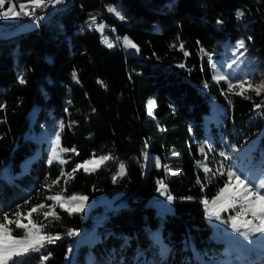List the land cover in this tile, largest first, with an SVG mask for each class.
I'll return each instance as SVG.
<instances>
[{
	"label": "trees",
	"instance_id": "obj_1",
	"mask_svg": "<svg viewBox=\"0 0 264 264\" xmlns=\"http://www.w3.org/2000/svg\"><path fill=\"white\" fill-rule=\"evenodd\" d=\"M64 1L28 28L22 25L54 4L35 16L0 20L17 27L0 34V223L4 214L14 220L19 212L21 223L31 220L43 234L61 236L9 264H228L202 201L225 185L219 172L230 167L264 177V106L255 107L264 92L234 94L227 82H216L213 66L224 59L233 82L264 80V0ZM12 2L19 10L27 0ZM111 6L124 19L110 13ZM124 35L138 53L126 54ZM151 96L154 115L148 113ZM57 133L65 163H49ZM147 152L160 157L161 167L145 164ZM107 155L113 158L97 170L73 172L80 162ZM161 180L175 198L172 212L149 203ZM116 193L126 202L98 220L83 211L69 214L48 199ZM50 209L59 219H45ZM94 224L93 239L75 242L68 235ZM9 227L25 238L24 229Z\"/></svg>",
	"mask_w": 264,
	"mask_h": 264
},
{
	"label": "snow or ice",
	"instance_id": "obj_2",
	"mask_svg": "<svg viewBox=\"0 0 264 264\" xmlns=\"http://www.w3.org/2000/svg\"><path fill=\"white\" fill-rule=\"evenodd\" d=\"M8 3L9 7L5 9V4ZM62 0H27L26 3L19 4V11L16 10V4L12 2V0H0V20H8L19 18L23 16H35L36 11L38 9H45L49 5L53 4H60ZM110 12H113L117 16H120L121 19L124 17L120 14V12L115 7L109 8ZM238 17H242L243 13L238 12ZM42 18V17H41ZM92 24H95L96 18L92 17ZM218 23H222V21H218ZM97 29L103 32L104 25L100 24L96 26ZM108 47H113V44L105 40ZM125 46L137 49V45L132 42L129 38L125 37L123 40ZM183 48V45H180ZM246 47L244 41L238 42V48L244 49ZM183 67V65H181ZM75 76V74H74ZM217 83L220 81H225L228 84L229 91L234 92L236 95H244V92L248 89H251L256 93V95H261L264 92V80L260 81L258 84H253L251 80L248 79H241L238 82H233L229 79L227 75L220 74L214 77ZM19 83L25 84L26 80L21 75L19 77ZM99 83H103L99 81ZM245 84H247V88H245ZM207 84H205V88ZM238 89V90H237ZM236 90V91H234ZM248 98V97H245ZM261 106H264V101H261V104L255 105L257 109ZM155 107V102H151L148 107L149 114H153V109ZM65 124L63 121L59 123L60 130H63ZM60 135L59 133L56 134V143L59 145ZM53 159H59L60 163H65L63 159H60L56 155V150L53 149ZM63 152L75 151V149H62ZM201 152L204 151L203 148L200 149ZM220 156L224 157L225 160L229 159V156L225 152H220ZM111 159L109 156H101L99 159H92L89 161L84 162L81 165H77L73 172L82 168L85 172L95 171L96 168L100 166V164L104 161ZM52 163V160L49 161ZM200 163V162H198ZM89 165H93L94 167H89ZM156 165L159 166L158 158L156 160ZM204 171L210 172L212 171L206 165H202ZM221 166L223 167V162H221ZM219 171V170H218ZM125 174V166L123 164L120 165V175L123 176ZM220 175L226 176L227 180L223 188L220 189L219 194L216 198H214L211 202L213 209H209V218L220 220L221 216L220 213L227 211L230 208H236L237 204H240V210L237 211L235 216L230 217L231 219V228L233 231L239 233L241 236L245 237L246 239L250 238L249 234L256 235L257 233H264V181H261L259 184H256L255 181L249 180L247 177L242 178V174H238L237 171L232 170L230 167L226 172L220 171ZM59 181H54L53 183H58ZM160 185L159 191L161 195L166 196L168 201H172L174 197L167 192V186L164 184L163 181L157 182ZM48 199L53 201H61L60 196H52L48 197ZM88 198L86 196H77L73 195L64 202L60 203L59 206L64 209V211L72 214L73 212H81L83 211V202L86 201ZM73 201H78L79 203L75 207L65 208L64 204ZM219 201V204L217 203ZM202 203L205 205L206 208L209 206V201L207 199L203 200ZM45 205H37L31 209L28 213L31 216L32 212H36L39 208H44ZM54 209V206H53ZM251 215V219H247L248 215ZM17 219H9L7 214H4L2 217L3 223H0V264H9V262L14 261V258H18L24 255H27L31 251H40V249L45 247V244H53L57 240L61 239L59 234H43L42 227L38 226L33 221L29 220L27 224L21 223L19 212L15 213ZM45 219L49 216L53 217L54 219H59V216L55 213L54 210H49L43 213ZM227 222V221H224ZM15 224L17 228L25 230V238L18 239L13 236L12 229L9 225ZM241 229H245V231H241ZM75 231L69 232L68 235H76ZM71 251V249H69ZM48 256H43L42 260L47 261Z\"/></svg>",
	"mask_w": 264,
	"mask_h": 264
},
{
	"label": "rangeland",
	"instance_id": "obj_3",
	"mask_svg": "<svg viewBox=\"0 0 264 264\" xmlns=\"http://www.w3.org/2000/svg\"><path fill=\"white\" fill-rule=\"evenodd\" d=\"M64 4H65L64 0H62V3H60V4H54L48 10L39 13L35 18H30L29 20H27V22L22 25V28H28L30 26L37 24L39 22V20L43 19L48 13L52 12L53 10L57 9L60 5H64ZM111 7H115V6H111ZM16 10L19 11L17 8H16ZM110 13H112L113 15H116L113 12H110ZM8 20H11L14 22V21H18V18L8 19ZM16 29H17V27H10V28L4 27V25L2 23H0V34H6V33L14 31ZM125 37L129 38L136 45H137V43L129 35H124L123 37H121L122 45L125 48L126 54L138 53L139 52L138 45H137L138 50L127 47L124 45L123 40ZM108 42H110V41H108ZM110 43L113 44V47L116 46L115 41L110 42ZM227 66H228V64L224 59L216 58L214 60V66H213L215 75L216 76L220 75V74L226 75ZM151 102H155V99L152 96L148 98V107H149ZM155 108H156V103H155V107L153 109V114H150V115H154ZM53 138H55V139L53 141H50V143H49V150H50L49 161L54 160L53 159V151H52L53 149L56 150V155L60 159H62L60 142H59V145H57L56 137H53ZM107 156H109V155H107ZM99 157H101V156H94L91 159H87L85 161L80 162L79 165L83 164L86 161L92 160V159L98 160ZM109 157L113 158L112 156H109ZM145 158H146L145 164L147 166L150 165L154 161L156 162L157 158L159 161L158 167H161V165H162L161 159L158 155L147 152L145 154ZM107 161L102 162L100 164V166ZM121 164H123L125 166L124 163H121ZM120 165H119L118 174H120ZM89 167H94V166L89 165ZM98 168H96V170ZM232 170L237 171L238 174H242V178L247 177L249 180L255 181L256 184H259L261 181H264V177H258L255 174H253L252 172H249V170L244 168V167H241L240 169L233 167ZM125 173H126V166H125ZM161 181L164 182V184L167 186V192L170 193L169 187H168V184L166 183V181H164V180H161ZM159 188H160V185L158 184V187H157V190H156L154 196H152L149 199V203L152 204L153 206H155V208L160 213L172 212L174 210L175 198L172 201H168L166 199V196L161 195ZM262 191H264V189H262ZM218 194H219V192L214 197H212L211 199H208L209 206H208V208L205 207V211H206V216H207L208 222H209L210 227H211V237L213 239H216L218 241H222L224 243L225 251H224L223 257L228 262V264H264V260H262V259H264V233H257L256 235L249 234L250 238L246 239L245 237L241 236L239 233L233 231L231 228L230 217L235 216L237 211L240 210L241 206L239 203L237 204L236 208H230L227 211L221 212L220 213V216H221L220 220H216L214 218L213 219L209 218V209H213L211 202L214 198L217 197ZM75 195L86 196L88 198L86 201L83 202L84 216L87 217L89 215H92L94 220H98L99 218L104 216V214H106V212L108 210H110L112 208H116V207H118L121 204L126 202V199L124 197H122L121 193H116L114 195L101 194L98 197L90 196V195H81V194H75ZM55 196L61 197V201H59V203H62L65 200H67V198L71 197V196H61V195H55ZM78 203H79L78 201H73V202H71V204L65 203L64 207H67V208L75 207ZM217 203L219 204V201ZM98 205H101L102 207L96 209ZM213 210H215V209H213ZM246 218L251 219L252 217L249 214ZM224 221H227V222H224ZM241 231H245V229H241ZM95 234H96V224H94V226L91 228H84L82 230H78L77 234L75 235V242L82 240V239H85V238L93 239ZM75 242L71 243V245H70L71 251H69V254L67 255L68 259H72L74 257Z\"/></svg>",
	"mask_w": 264,
	"mask_h": 264
}]
</instances>
